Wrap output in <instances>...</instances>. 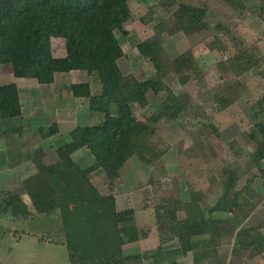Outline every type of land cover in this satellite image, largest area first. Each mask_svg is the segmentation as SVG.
Returning <instances> with one entry per match:
<instances>
[{"label": "rangeland", "instance_id": "obj_1", "mask_svg": "<svg viewBox=\"0 0 264 264\" xmlns=\"http://www.w3.org/2000/svg\"><path fill=\"white\" fill-rule=\"evenodd\" d=\"M232 1V4L227 5L222 0H129L126 13L130 19L124 24L128 34H116L124 51V57L118 62L122 72L145 80L152 77L155 70L152 63L139 53L136 47L138 41L152 38L158 24L172 28L177 23L182 26V32L172 36L165 31L162 36L167 53L175 59L190 48L188 35L192 32L182 24L183 20L177 21L175 14L180 6H206L209 9L207 22L212 29L204 35L226 44L224 46H227V50L223 52L219 46L214 51L204 45L201 47L202 51L197 56L203 75L198 80L181 85L174 74L165 78L166 85L185 99L188 108L178 117L159 113L162 115L161 120L154 121L155 123L151 121L154 126H158L161 136L159 155L156 158L148 157L146 153L131 156L120 170L121 177L115 183L117 188L114 195L117 196V211L133 207L134 212L138 211V230L147 232L155 225L156 217L174 210L176 201L185 199L184 202H189L190 190H201L208 197L204 203V211L209 218L208 208L218 202L225 183L234 172L238 175L235 191L244 190L239 204L251 215L248 221L250 227H247L244 225L246 220L243 219V212H239V218H235L230 212L212 214L211 218L219 223V231H214L213 236H220L219 251L227 260L235 245L241 253L253 252L249 248L250 239L239 234L242 231H247L250 238L264 244V161L261 164L255 163L257 145L249 137L255 130V102L264 96V82L262 87L255 85L260 80L259 66L264 69V0ZM214 25L219 29L213 28ZM204 35H199L200 40H204ZM52 45L55 57L66 56L64 41L54 38ZM255 62L259 66L251 68L250 64L255 66ZM219 64H224L229 69L222 72ZM75 72L72 75L57 74L56 85L44 86L38 82L42 85L36 87L39 99L44 100L43 105L37 107L33 103H26L18 120H0V187L21 195L33 216L25 218L24 215H13V210L0 214V264H73L77 254L72 253L70 247H80L83 243L79 248L82 250L86 243H97L91 226L85 221V212H63L64 215H61L56 211L51 216L38 215L32 208L24 185L27 177L58 161L55 148L58 143L56 139L60 137L44 140L38 129L39 126L60 124L70 117L66 112L72 106L66 105L64 108L63 104L65 98L72 94L70 84L90 81L95 93L100 90L95 74L90 76L85 71ZM238 80L241 82L240 97L228 110L223 111L214 93ZM15 82L24 90L22 80L14 76L12 67L0 65V85H17ZM21 95L26 96L24 93ZM165 96V93L157 96L147 110L135 108L137 117L149 122L151 116L159 115ZM79 101L78 109L75 110L79 116L76 121L80 125L97 123V116L90 112L89 100ZM110 110L114 114L118 111L114 104H111ZM16 126H21L22 134H2L3 130ZM75 126L60 128L65 134L63 137H67L69 130L75 129ZM213 126L221 127L219 135L213 132ZM258 138L263 143L262 138ZM37 145V150L44 149L47 156L44 161L35 165L30 154ZM73 156L82 167L95 164L87 149L80 150V153ZM99 172L93 175L92 180L103 195H109L111 189L106 185L105 175H100ZM176 216L183 219L185 213L179 211ZM74 222L77 223L79 233L71 231ZM137 226L123 228L121 232L135 231ZM168 237L172 238V234H168ZM155 240L156 236L153 235L144 243L148 254L156 252L162 245V255H167L164 250L167 248L166 241L163 240L156 248L153 243ZM172 245H179V242L175 240ZM212 250H215L214 247ZM222 260L213 259L212 263L221 264ZM247 264L251 263L248 261Z\"/></svg>", "mask_w": 264, "mask_h": 264}, {"label": "trees", "instance_id": "obj_2", "mask_svg": "<svg viewBox=\"0 0 264 264\" xmlns=\"http://www.w3.org/2000/svg\"><path fill=\"white\" fill-rule=\"evenodd\" d=\"M128 1L0 0V65H10L16 78L37 79L42 85L53 84L56 74L72 71H85L90 76L95 74L100 83V90L96 93L90 83L73 84L71 91L75 98L88 99L90 112L99 115L102 120L94 125L77 126L67 137L60 134L57 124L40 128L39 133L44 140L60 134L56 149L58 161L24 180L28 199L38 215L51 216L56 211L61 215H64L63 212H85V221L91 226L97 243H86L82 250L79 248L83 243L80 247H70L71 252L77 254L73 264H126L128 260L141 259L140 256H126L122 248L145 239L149 230L146 232L137 229L122 233L123 228L136 225L134 210L118 212L114 194H101L91 175L97 170H103L106 185L112 190L121 177V168L131 156L146 153L148 157L156 158L159 155L161 136L152 122L161 120L162 115L159 113L178 117L188 108L185 99L166 85L165 78L174 74L181 85L198 80L202 74V65L197 56L202 51L201 47L204 45L214 51L219 46L223 52L227 50V46H224L226 44L205 36L212 29L207 22L209 9L206 6L195 8L182 4L175 16L178 22L183 20L182 24L192 31L188 35L190 48L172 59L163 45V33L168 31L166 33L173 36L182 32L183 28L177 23L172 28L158 24L152 38L138 41L136 45L139 53L152 63L154 74L145 80L131 74L125 75L118 64L124 57V51L116 34H128L124 28V24L130 19L126 13ZM222 1L227 5L233 2ZM213 28L219 29L217 25ZM199 35H204V40H200ZM54 38L64 41L65 57L54 56ZM250 65L255 68L259 63ZM219 67L222 72L229 69L224 64H219ZM258 69V76L264 82V69L260 66ZM240 86L241 82L238 80L233 85L216 90L214 95L223 111L228 110L240 97ZM161 93L166 96L159 115L151 116L149 122L134 115L133 105L146 110ZM111 104L117 107L116 114L110 110ZM263 111L264 96L255 102V130L249 136L257 145L255 163L258 164L264 161ZM21 116L18 86L0 85V120L18 119ZM21 131V127H14L5 130L4 134L14 135ZM213 132L219 135L216 126H213ZM258 136L263 143L258 140ZM83 149L89 151L95 164L81 168L72 158L73 154ZM30 156L33 164L38 165L46 154L42 149H35ZM231 174L232 177L223 187L222 196L208 209L209 218L205 216L202 207L208 197L201 190H190L189 202L176 201L172 212L157 218L159 232H168L178 238L180 254L198 251L203 242H195L193 239L208 234L212 249L220 247V236H213L214 231H219L218 221L211 218L213 213L230 212L235 218H239V212H243L244 220L250 217L251 214L239 204L244 190L235 191L238 175L234 172ZM28 208L29 205L21 195L0 187V214L13 210V215L31 218L33 216ZM179 211L185 213L183 219L177 218ZM76 224L73 223L71 231L78 230ZM239 234L250 239L251 250L258 254L264 253L263 243L250 238L247 231ZM233 249L235 255L240 251L236 245ZM161 251L162 247H159L157 254Z\"/></svg>", "mask_w": 264, "mask_h": 264}, {"label": "crops", "instance_id": "obj_3", "mask_svg": "<svg viewBox=\"0 0 264 264\" xmlns=\"http://www.w3.org/2000/svg\"><path fill=\"white\" fill-rule=\"evenodd\" d=\"M60 57H62V56H60ZM74 73H76L75 71H72V72H70V73H68V75L70 74V75H72V74H74ZM60 74V73H59ZM256 76V75H255ZM259 77V76H258ZM19 79V78H18ZM20 80H22V84H23V86L25 87L24 88V90H22L21 88H20V85L17 83V82H15V83H17V86H18V88H19V93H20V101H21V105H22V110L24 111V107H25V105H26V103H33L34 105H36L37 107H41V105H43V99H39V92H38V88L37 87H39V86H42V85H40L39 83H38V81H37V79H33V78H29V79H20ZM56 81H57V74L55 75V81H54V83L53 84H51V85H56L55 83H56ZM259 82H256L255 83V85L257 86H259V85H261L262 84V82H263V80L260 78V80H258ZM85 83H90L91 84V88L93 89V84L90 82V81H87V82H85ZM71 85H72V83L70 84V87H71ZM37 86V87H36ZM44 86H46V85H44ZM32 87H34V88H32ZM261 87H262V85H261ZM260 87V88H261ZM259 88V89H260ZM31 90H34V91H31ZM23 91V92H22ZM94 92V91H93ZM21 93H24L26 96L25 97H22V95H21ZM95 93V92H94ZM256 93V92H255ZM73 98H75V97H73V95L72 94H70L69 96H67L66 98H65V101H63V104H64V108H65V106L66 105H69V106H72V108L69 110V111H67L66 112V114H67V116L68 115H70V117H68V119H66V120H64V122H61L60 124H58L57 123V125L59 126V129L60 128H64V129H66V128H68V127H73V126H75V127H77V126H88V125H80V123L79 122H77L78 121V114H77V112H75V110L76 109H78V105H79V103H80V101H79V99H83V100H85L86 98H76V99H73ZM26 101V102H25ZM80 107V106H79ZM133 107V112H134V115L135 116H137V113L135 112V108H137V109H139L140 111H143L142 109H140L137 105L135 106V105H133L132 106ZM26 108V107H25ZM63 108V109H64ZM89 109H90V104H89ZM66 110V109H65ZM147 110V109H146ZM89 114H91V113H89ZM93 114V113H92ZM94 115H96V114H94ZM97 116V119L99 120L97 123H99L101 120H102V117L100 118V116L99 115H96ZM19 119V118H18ZM18 119H12L13 121L14 120H18ZM76 119H77V121H76ZM3 121H9V120H3ZM75 122H77L76 124H75ZM53 124H56V123H53ZM96 124V123H95ZM52 124H49L48 126H51ZM48 126H46V127H41V126H39V129L40 128H47ZM16 127H21V126H16ZM74 127V128H75ZM217 127V129H218V131H220V129H221V127H219V126H216ZM12 128H14V127H12ZM157 128H158V126H157ZM39 129H38V131H39ZM159 129V128H158ZM4 131L5 130H3L2 131V134L3 135H5L4 134ZM67 131V130H66ZM71 130H69V132H70ZM19 134H22V131H21V133H19ZM60 134L61 135H65V134H63V131H62V129H60ZM60 134L59 135H57V136H54V137H52V138H49V139H53V138H55V137H58V136H60ZM219 134V133H218ZM14 135H18V134H14ZM202 135H204V134H202ZM204 137V136H203ZM48 140V139H47ZM57 141L59 140V138L58 139H56ZM258 140H259V138H258ZM59 142V141H58ZM37 148H39V145H37L34 149H37ZM56 149H57V146H56V148H55V152H56ZM44 150V149H43ZM83 151V150H82ZM44 153L46 154V156H47V153L44 151ZM77 153H80V151H78ZM77 153H75V154H77ZM74 157V156H73ZM92 157V156H91ZM74 159V158H73ZM44 161V160H43ZM42 162V161H41ZM77 162V161H76ZM78 163V162H77ZM80 165V164H79ZM93 165V164H92ZM81 166V165H80ZM81 168H85V167H82L81 166ZM100 171V172H99ZM96 172H99V174L100 175H104V172H103V170H97ZM96 172H94V173H92V175H91V178L92 179H94L93 177V175L96 173ZM116 185V184H115ZM117 188V185L114 187V189H112L110 192H109V194H114V191H115V189ZM199 191V190H198ZM100 192V191H99ZM101 193V192H100ZM101 194H103V193H101ZM115 196V195H114ZM117 196H115V198H116ZM184 201H186L185 199H184ZM116 204H117V198H116ZM118 206V205H117ZM131 207V206H130ZM203 209H206V207L204 206V204H203ZM211 207V206H210ZM209 207V208H210ZM117 209H118V207H116ZM133 207H131V208H125V210H121V211H126V210H133L132 209ZM208 208V209H209ZM147 212V211H146ZM145 213V212H144ZM137 214H138V211L136 210V212H135V219H136V226H137V224H139V221H138V218H137ZM158 217H160V216H158ZM158 217H156V220H157V218ZM249 219L250 218H248L245 222H244V225H247V227H250V225H248V221H249ZM156 220H155V225H156ZM140 225V224H139ZM154 224H153V226L151 227V228H149V231L151 232L150 234H148V237H146L145 239H141V240H139L138 242H135V243H130V244H127V245H125L124 246V250H123V252H124V254L126 255V256H140L141 257V259H139V260H128L127 261V263L126 264H132V263H134V264H213L212 263V261H213V259H215V260H221V259H223L222 261H221V264H247L248 263V261L251 263V264H264V253L263 254H258V253H256L255 251H249L247 254H244V253H241V251L240 252H238V253H236V255L233 253V250H232V252L229 254V260H227L226 258H224L225 257V255H221L220 254V248L221 247H217V249H215V250H212V243H211V239H210V235H205V236H200V237H197V238H194L193 239V241H195V242H203V245L202 246H199L198 248V251H196V250H194V251H189V252H187V254H185V255H183V254H180L178 251L180 250V242H179V240H178V238L177 237H175L173 234H172V238H169L168 237V234L169 235H171L170 233H168V232H159L158 230H157V226H155ZM243 225V226H244ZM138 227L139 226H137L136 228L138 229ZM153 235H155L156 236V240H155V242H153V243H155V245H156V248H158L159 246H160V244L159 243H161L163 240H165L166 241V243H167V248H164V250L165 251H167V255H162V252H160L159 254H157V251L156 252H154V251H152V252H150L149 254H148V250L146 249V246H145V244L144 243H146V241H149L151 238H152V236ZM255 239V238H254ZM175 240L176 241H178L179 242V245H175V246H173L172 245V243H174L175 242ZM171 243V244H170ZM138 246H141V248H139ZM145 246V247H144ZM171 246H173V247H171ZM160 247H162V245L160 246ZM158 250V249H157ZM132 252V253H131ZM251 252V253H250ZM155 255L154 257H151L152 255ZM145 256H148V257H145ZM197 256H198V261H197Z\"/></svg>", "mask_w": 264, "mask_h": 264}]
</instances>
